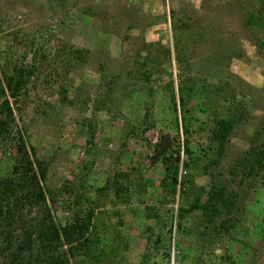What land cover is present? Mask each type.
Wrapping results in <instances>:
<instances>
[{
    "label": "rangeland",
    "instance_id": "374dc122",
    "mask_svg": "<svg viewBox=\"0 0 264 264\" xmlns=\"http://www.w3.org/2000/svg\"><path fill=\"white\" fill-rule=\"evenodd\" d=\"M20 69L14 100L7 82ZM0 87L14 115L0 182L23 144L48 170L45 200L23 193L0 222V244L36 235L18 264L45 256L36 237L52 226L89 216L94 256L67 254L69 264H264V170H244L264 143V0H0ZM218 119L234 124L222 155ZM167 135L172 151L152 165ZM177 157L195 187L174 198L162 181ZM214 185L236 197L234 227L218 233L223 216L206 229L199 211L176 223ZM54 248L66 255L63 237Z\"/></svg>",
    "mask_w": 264,
    "mask_h": 264
},
{
    "label": "trees",
    "instance_id": "16d2710c",
    "mask_svg": "<svg viewBox=\"0 0 264 264\" xmlns=\"http://www.w3.org/2000/svg\"><path fill=\"white\" fill-rule=\"evenodd\" d=\"M24 75L25 70L20 69L18 71L16 79L17 81L10 79L7 82V90L10 92L11 99L15 100L18 98V94L23 86ZM192 91L191 84H188V82L183 83V87L180 89V108L185 106L186 98L190 96ZM5 95V92L1 89L0 141H3L11 136L12 126L14 123L13 111L11 109L9 100L5 97ZM173 100L174 106L176 107L177 104L175 96ZM177 122L179 126V121ZM178 126L177 128L179 130ZM233 129L234 124L231 120L218 119V121L215 122L213 140L219 145L218 153L220 155L223 154L225 145L229 140ZM20 147L18 150L19 153L23 155V158L14 166V176L0 182V222L2 219H5L6 216L10 218H13V216L16 217L17 213L21 211H19V207L21 200L24 199L22 195L23 193L25 194L26 198L31 200V202L35 201L37 203H41L45 200V195L41 184L46 183L47 181L48 170L46 165L37 159L35 151L32 152V157L34 159L33 163L28 155V152L25 150V145L23 144ZM178 159L179 158L177 157L171 161L175 166L173 167L172 171L168 172L162 181L163 188L168 187V192L172 194L174 198L178 197V193H180L181 196L183 194L187 195V188L190 186L195 187L194 182L190 181L188 176L182 177V181L179 185L180 167L178 164ZM244 161V170H246L245 175L247 178L255 177L259 171L264 170V143L262 148L258 146L254 147V150L252 151V159L249 157ZM215 162H217V160ZM183 168L189 170L190 166L188 164H184ZM122 190L125 192L129 191L125 187H123ZM207 197V201L204 203H202V199L197 198L194 204L188 209L181 207L179 213L176 215V223L177 221L179 222L180 220H183L188 214L199 211L202 213V224L204 228L209 229L211 227H215L218 220L224 216L226 219H222L217 232H229V228L232 229L234 227L231 226V223L233 224L234 220L230 219L236 204V197L234 196V193L227 192L222 186L214 185L211 186ZM91 220L92 216H89L87 221H77L74 225L67 226L62 230H58L55 226H52L46 234L41 236L40 239L36 237V241L39 240L42 242V249L45 256L42 254L44 257L40 256L39 258L34 259L35 261H32L28 264H69L67 260V254L68 256H73L75 252L81 254L83 253L86 257L94 256L92 249L96 246V243L94 244L87 237L91 230ZM173 220H175V218L171 217L170 222L172 223ZM33 236H36L33 232L24 233V240L19 242L16 247L14 246L15 244L13 245L14 240L3 241V243L0 244V256L14 252L12 264H18L19 260L25 255L26 252H32V246L35 245ZM62 237L68 246V250L66 255L63 253L56 256L52 250H56L54 246L59 245ZM61 247L62 246L60 245L59 249ZM47 252L52 255L48 256ZM167 255L170 257V249L168 250Z\"/></svg>",
    "mask_w": 264,
    "mask_h": 264
},
{
    "label": "water",
    "instance_id": "95a60500",
    "mask_svg": "<svg viewBox=\"0 0 264 264\" xmlns=\"http://www.w3.org/2000/svg\"><path fill=\"white\" fill-rule=\"evenodd\" d=\"M172 151V139L167 135L161 144L156 148L154 157L151 159L152 165L157 164L159 160L164 158L169 152Z\"/></svg>",
    "mask_w": 264,
    "mask_h": 264
},
{
    "label": "built area",
    "instance_id": "2783aa9c",
    "mask_svg": "<svg viewBox=\"0 0 264 264\" xmlns=\"http://www.w3.org/2000/svg\"><path fill=\"white\" fill-rule=\"evenodd\" d=\"M186 174H187L186 171L183 172V169H182V170H181L180 178L183 177V176H185ZM177 198H178V197H177ZM175 218H176V217H175Z\"/></svg>",
    "mask_w": 264,
    "mask_h": 264
}]
</instances>
